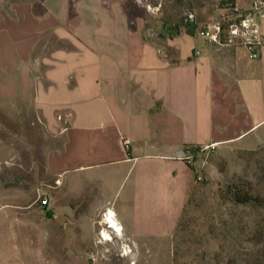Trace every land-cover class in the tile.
Returning a JSON list of instances; mask_svg holds the SVG:
<instances>
[{
	"label": "crops",
	"instance_id": "crops-1",
	"mask_svg": "<svg viewBox=\"0 0 264 264\" xmlns=\"http://www.w3.org/2000/svg\"><path fill=\"white\" fill-rule=\"evenodd\" d=\"M232 2L200 8L192 32L160 47L140 28L116 24L109 10L72 9L70 0L0 14V107L22 109L60 139L46 151L42 182L57 190L63 175L74 174L71 182L96 185L104 198L113 180L102 169L113 167L120 205L134 204L138 216H155L166 230L191 173L180 151L264 144V0ZM256 6L257 60L198 32L203 18ZM27 190L0 184V264H57L65 251L55 202L42 205Z\"/></svg>",
	"mask_w": 264,
	"mask_h": 264
},
{
	"label": "rangeland",
	"instance_id": "rangeland-1",
	"mask_svg": "<svg viewBox=\"0 0 264 264\" xmlns=\"http://www.w3.org/2000/svg\"><path fill=\"white\" fill-rule=\"evenodd\" d=\"M231 0H70L72 9L99 8L116 24L140 28L144 38L162 46L167 39L196 28L199 9L230 7ZM44 0H0V14L14 8L39 9ZM243 11L224 19H236ZM193 15L194 19H190ZM97 22L103 15L93 16ZM223 18V17H221ZM204 24L208 22L201 19ZM224 46V45H223ZM58 133V132H56ZM20 108L0 107V184L28 189L26 198H53L58 213L57 264H264V144H219L191 149V170L184 194L171 212L167 229L156 219L138 216L134 204L116 200V172L105 167L113 180L104 188L71 182L74 174L60 178L62 186L43 183L46 151L60 139ZM119 187V186H117ZM100 189V188H99ZM249 192L256 201L237 204L232 191ZM124 186L119 195H125ZM67 194V195H66ZM101 195V194H100ZM118 213L122 235L112 238L103 215ZM120 209H125L120 216ZM122 215V214H121ZM106 216V215H105ZM155 218V219H154ZM110 232V233H109ZM63 238H60V237ZM110 241L104 240L108 238ZM112 238V239H111ZM129 253V254H128ZM45 262V260H44Z\"/></svg>",
	"mask_w": 264,
	"mask_h": 264
},
{
	"label": "built area",
	"instance_id": "built-area-1",
	"mask_svg": "<svg viewBox=\"0 0 264 264\" xmlns=\"http://www.w3.org/2000/svg\"><path fill=\"white\" fill-rule=\"evenodd\" d=\"M259 16L260 8L256 6L245 14H239L236 19H231L229 21L222 18L213 19L203 28L199 29L198 32L203 38L214 40L224 46H242L245 48L250 60H257L260 57L258 46L261 44L258 37ZM190 19H194V16L191 15ZM57 119L61 121L63 117L58 115ZM123 144L126 148H129L131 146L130 138H124ZM177 158L181 161L190 163L192 155L189 152L180 151ZM40 203L42 205H47L48 199L40 198ZM105 214L103 218H105ZM115 222L118 223L116 219ZM105 224L107 228L112 225L111 222Z\"/></svg>",
	"mask_w": 264,
	"mask_h": 264
},
{
	"label": "trees",
	"instance_id": "trees-1",
	"mask_svg": "<svg viewBox=\"0 0 264 264\" xmlns=\"http://www.w3.org/2000/svg\"><path fill=\"white\" fill-rule=\"evenodd\" d=\"M230 7L234 8V4L232 2V0L230 1ZM192 32V31H190ZM232 200L233 202L237 203V204H247L253 201H256V198H254L249 192H243L240 190H233L232 191Z\"/></svg>",
	"mask_w": 264,
	"mask_h": 264
},
{
	"label": "bare ground",
	"instance_id": "bare-ground-1",
	"mask_svg": "<svg viewBox=\"0 0 264 264\" xmlns=\"http://www.w3.org/2000/svg\"><path fill=\"white\" fill-rule=\"evenodd\" d=\"M113 217H114L113 213L108 211L107 215L105 216V221H106V223L111 222L112 225L109 226V229H111V233L110 232L109 233L112 235V238H116V235L114 236L113 234L115 233L118 235H122V227L119 223L115 222V219ZM104 240L110 241L109 237L105 238Z\"/></svg>",
	"mask_w": 264,
	"mask_h": 264
}]
</instances>
